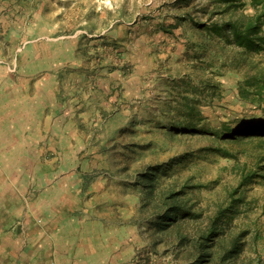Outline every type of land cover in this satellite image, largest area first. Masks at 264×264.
I'll use <instances>...</instances> for the list:
<instances>
[{
	"label": "rangeland",
	"instance_id": "374dc122",
	"mask_svg": "<svg viewBox=\"0 0 264 264\" xmlns=\"http://www.w3.org/2000/svg\"><path fill=\"white\" fill-rule=\"evenodd\" d=\"M235 3L0 0V168L27 201L75 180L128 264H264V136L222 137L264 121V50L216 31L257 11Z\"/></svg>",
	"mask_w": 264,
	"mask_h": 264
},
{
	"label": "crops",
	"instance_id": "0c3cea01",
	"mask_svg": "<svg viewBox=\"0 0 264 264\" xmlns=\"http://www.w3.org/2000/svg\"><path fill=\"white\" fill-rule=\"evenodd\" d=\"M10 153L8 139L0 140V160ZM10 174L0 168V264H128L124 230L114 220L103 226L101 204L75 180L41 185L27 201L25 184Z\"/></svg>",
	"mask_w": 264,
	"mask_h": 264
},
{
	"label": "trees",
	"instance_id": "16d2710c",
	"mask_svg": "<svg viewBox=\"0 0 264 264\" xmlns=\"http://www.w3.org/2000/svg\"><path fill=\"white\" fill-rule=\"evenodd\" d=\"M221 1H224V3L227 4L225 10L233 8L236 4L235 0ZM253 2L257 9L254 14H244L238 19L224 20L223 23L217 26L216 31L221 37L225 38L226 41L233 45H239L250 50H264V0H253ZM223 132L222 137L224 139L232 140L240 137H251L256 135L264 136V121L255 122L254 124H244L240 127L226 126L223 129ZM179 196V192H172L168 196V201L170 202L171 207L167 214L163 216L167 220L165 223L166 226L171 225L172 221L177 219L179 210H181L178 201ZM212 234H219V230H217L214 224L208 231V236ZM209 241L210 237L205 240V246L208 249L212 246V243ZM236 243L237 244L232 251L233 253H235V250L240 247V242L238 241ZM229 255H231L230 251L227 250L224 254V258L226 259Z\"/></svg>",
	"mask_w": 264,
	"mask_h": 264
}]
</instances>
